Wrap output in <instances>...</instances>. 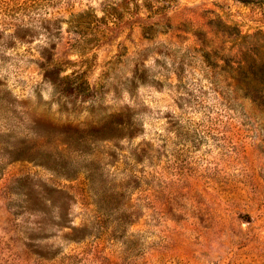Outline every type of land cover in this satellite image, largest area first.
<instances>
[{"label": "rangeland", "instance_id": "obj_1", "mask_svg": "<svg viewBox=\"0 0 264 264\" xmlns=\"http://www.w3.org/2000/svg\"><path fill=\"white\" fill-rule=\"evenodd\" d=\"M0 264H264V0H0Z\"/></svg>", "mask_w": 264, "mask_h": 264}]
</instances>
